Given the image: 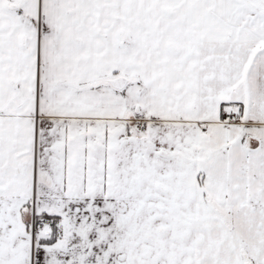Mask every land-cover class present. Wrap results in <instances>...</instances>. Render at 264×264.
Here are the masks:
<instances>
[{
	"label": "snow or ice",
	"instance_id": "1",
	"mask_svg": "<svg viewBox=\"0 0 264 264\" xmlns=\"http://www.w3.org/2000/svg\"><path fill=\"white\" fill-rule=\"evenodd\" d=\"M0 264H264V0H0Z\"/></svg>",
	"mask_w": 264,
	"mask_h": 264
}]
</instances>
